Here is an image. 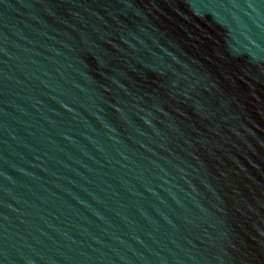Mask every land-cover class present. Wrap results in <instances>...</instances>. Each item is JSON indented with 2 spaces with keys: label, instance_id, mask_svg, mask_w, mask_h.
I'll return each instance as SVG.
<instances>
[{
  "label": "water",
  "instance_id": "95a60500",
  "mask_svg": "<svg viewBox=\"0 0 264 264\" xmlns=\"http://www.w3.org/2000/svg\"><path fill=\"white\" fill-rule=\"evenodd\" d=\"M0 264H264V0H0Z\"/></svg>",
  "mask_w": 264,
  "mask_h": 264
}]
</instances>
